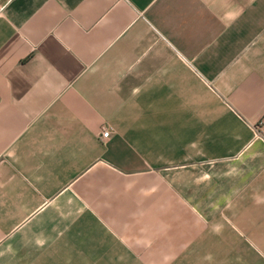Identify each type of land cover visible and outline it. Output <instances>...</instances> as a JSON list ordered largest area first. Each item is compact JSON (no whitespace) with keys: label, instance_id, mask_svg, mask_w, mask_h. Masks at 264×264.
I'll list each match as a JSON object with an SVG mask.
<instances>
[{"label":"crops","instance_id":"obj_1","mask_svg":"<svg viewBox=\"0 0 264 264\" xmlns=\"http://www.w3.org/2000/svg\"><path fill=\"white\" fill-rule=\"evenodd\" d=\"M0 264H264V0H0Z\"/></svg>","mask_w":264,"mask_h":264},{"label":"built area","instance_id":"obj_2","mask_svg":"<svg viewBox=\"0 0 264 264\" xmlns=\"http://www.w3.org/2000/svg\"><path fill=\"white\" fill-rule=\"evenodd\" d=\"M109 136H110V131L109 130H105L101 134V138L102 139H107Z\"/></svg>","mask_w":264,"mask_h":264}]
</instances>
